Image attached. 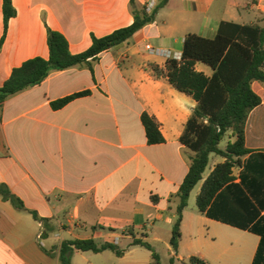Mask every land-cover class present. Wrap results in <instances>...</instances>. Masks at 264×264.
I'll list each match as a JSON object with an SVG mask.
<instances>
[{
    "label": "crops",
    "instance_id": "obj_1",
    "mask_svg": "<svg viewBox=\"0 0 264 264\" xmlns=\"http://www.w3.org/2000/svg\"><path fill=\"white\" fill-rule=\"evenodd\" d=\"M131 1L13 0L16 16L6 27L0 0V88L24 62L49 58L48 29L64 35L70 52L79 55L93 37L133 24ZM133 1L141 10L149 0ZM223 22L264 28V0H167L153 23L91 67L52 71L4 102L0 185L38 219L0 195V264H61L63 242L87 239L116 243L125 253L75 251L72 264H151L150 251L131 246L134 238H150L155 248L165 244L168 261L178 192L194 156L180 139L197 103L153 74L149 64L164 66L167 59L145 47L182 53L188 35L213 39ZM195 68L213 74L204 63ZM252 88L261 104L246 124L249 153L208 214L196 203L204 180L194 200L191 192L175 255L179 262L196 256L210 264H254L260 250L264 264V83ZM85 91L91 94L52 107ZM143 113L157 119L164 143H148Z\"/></svg>",
    "mask_w": 264,
    "mask_h": 264
},
{
    "label": "trees",
    "instance_id": "obj_2",
    "mask_svg": "<svg viewBox=\"0 0 264 264\" xmlns=\"http://www.w3.org/2000/svg\"><path fill=\"white\" fill-rule=\"evenodd\" d=\"M166 2L167 0L163 1L149 13L145 7L141 10L134 8L132 0L133 24L101 38L93 37L91 47L79 55L70 52L64 35L48 29L49 58L30 59L13 70L10 78L0 88V108L10 96L41 84L52 71L66 70L82 64L91 67V63L102 53L119 47L145 26L153 23L159 9ZM3 13L7 27L9 20L16 16L13 0H3ZM198 62L211 67L212 76L197 71L195 65ZM148 67L156 77L166 79L175 89L190 96L197 103L180 139L194 156L178 192L180 203L176 209V220L170 239L174 254L165 262L145 238H134L131 246H141L150 251L151 264H210L196 256L190 257L186 262L177 260L175 255L182 237L183 212L188 206L191 192L204 180L196 203L201 213L208 214L218 193L233 181V169L249 153L245 146V129L249 114L261 104V98L254 92L252 85L254 82L264 83V28L223 22L213 39L188 35L181 61L168 60L164 66L151 63ZM89 94L90 91L76 93L53 102L52 107L60 109L74 99ZM142 123L150 145L165 142L155 117L143 113ZM226 136L234 141H229L226 148L222 149L220 144ZM211 155L220 157L223 162L218 163L204 179ZM0 195L19 211L30 212L6 185H0ZM157 200V196L152 197L153 202ZM30 213L38 219L35 213ZM44 224L47 226L48 220H44ZM107 250L118 257L125 253L116 243H98L94 239L66 241L61 245L60 262L72 264L71 257L75 251L100 253ZM260 259L259 250L254 264H261Z\"/></svg>",
    "mask_w": 264,
    "mask_h": 264
},
{
    "label": "built area",
    "instance_id": "obj_3",
    "mask_svg": "<svg viewBox=\"0 0 264 264\" xmlns=\"http://www.w3.org/2000/svg\"><path fill=\"white\" fill-rule=\"evenodd\" d=\"M159 0H149L145 4V9L147 12L151 13L157 6ZM146 51L153 56L157 57H163L168 60H176V61H181L182 60V53L180 52H174L172 50H167V49H161V48H156L152 46L151 44H147L145 47Z\"/></svg>",
    "mask_w": 264,
    "mask_h": 264
},
{
    "label": "rangeland",
    "instance_id": "obj_4",
    "mask_svg": "<svg viewBox=\"0 0 264 264\" xmlns=\"http://www.w3.org/2000/svg\"><path fill=\"white\" fill-rule=\"evenodd\" d=\"M160 60L162 61L163 59H160ZM229 141L233 142L234 140H233V138H231L230 136H226L225 139L221 142L220 147H221L222 149H225V148H226V145H227V143H228ZM217 160H221V159H220L219 157L215 156V155H213V156L211 157L210 162H209V165H208V167H207V169H206V171H205V173H204V175H203L204 178H206V177H208V176L210 175V173H211V169L214 167V163H215ZM221 161H222V160H221ZM200 184H201V183H199V184L197 185V187L195 188V191L192 193V200H194V197H195L196 194L198 193ZM146 240H147L148 242H150V243H155V242H153V240H151L150 238H147ZM155 245H156V250H157L158 253L161 255L162 259L165 261V256L167 255V254H166V251H165V244H155ZM139 250H141V251H143V252H148V251H147L146 249H144V248H140Z\"/></svg>",
    "mask_w": 264,
    "mask_h": 264
}]
</instances>
